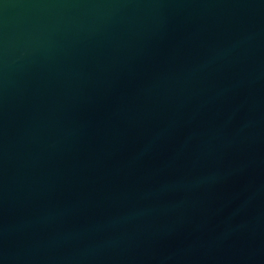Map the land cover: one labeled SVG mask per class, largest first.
Returning <instances> with one entry per match:
<instances>
[{
    "label": "water",
    "instance_id": "95a60500",
    "mask_svg": "<svg viewBox=\"0 0 264 264\" xmlns=\"http://www.w3.org/2000/svg\"><path fill=\"white\" fill-rule=\"evenodd\" d=\"M0 264H264V0H0Z\"/></svg>",
    "mask_w": 264,
    "mask_h": 264
}]
</instances>
